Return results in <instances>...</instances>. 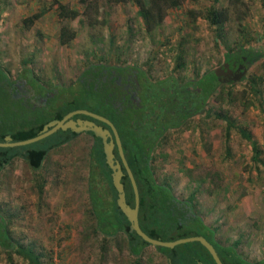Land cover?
Masks as SVG:
<instances>
[{
  "label": "rangeland",
  "instance_id": "rangeland-1",
  "mask_svg": "<svg viewBox=\"0 0 264 264\" xmlns=\"http://www.w3.org/2000/svg\"><path fill=\"white\" fill-rule=\"evenodd\" d=\"M211 1L181 0L159 26L147 28L135 0H0V65L14 76L27 66L48 86H68L98 62L142 66L153 79L173 72L188 79L221 66L224 48L259 46L263 56L249 65L247 76L259 77L264 104V0H221L228 16L219 37L205 16ZM40 10L44 14L26 28L22 20ZM63 29L71 33L64 41ZM179 52L185 66L175 70ZM239 80L233 104L211 101L208 121L194 117L187 129L170 131L155 151V171L178 197L197 191L205 222L218 227L223 242L239 239V253L255 261L264 257V106ZM218 112L234 118L255 139L256 160L250 142L235 129L227 154L226 123L214 115ZM91 143L92 137L81 133L51 151L38 174L21 159L1 174L0 208L12 217L9 229L34 245L43 264H136L122 233L104 244L92 231L86 191ZM207 175L210 182L199 184ZM11 259L0 249V264H26L17 255ZM138 263L167 264L150 246Z\"/></svg>",
  "mask_w": 264,
  "mask_h": 264
},
{
  "label": "trees",
  "instance_id": "trees-1",
  "mask_svg": "<svg viewBox=\"0 0 264 264\" xmlns=\"http://www.w3.org/2000/svg\"><path fill=\"white\" fill-rule=\"evenodd\" d=\"M135 3L140 7L141 16L149 28L151 25L159 26L166 11L180 6L181 0H135ZM44 12L40 10L25 17L22 20L24 26L30 28ZM205 16L211 25L216 26L218 37L221 36L222 26L228 16L227 7L222 6L221 0H212ZM69 35L71 33L63 29L60 36L64 41V37ZM224 49H227L223 52L224 62L244 57L246 72L239 81H244V85H248L258 95L259 104L264 106L257 84L259 77L247 76L249 65L262 58V48L242 45L235 50ZM184 66L182 54L179 52L174 69ZM150 74L144 67L131 63L98 62L89 64L68 86H48L40 82L27 66L14 76L9 69L0 65V142L34 137L39 134L43 125L59 120L73 110L85 109L104 116L117 129L124 156L135 178L139 192L138 220L146 234L163 241L201 235L213 245L223 264H264V257L255 261L244 258L238 251L239 239L231 243L220 240L218 227L207 224L198 210L197 191L186 198L178 197L170 185L158 179L155 171V151L170 131L187 129L194 117L208 121L212 116L209 106L211 101L233 104L236 101L234 86L239 82L221 79L216 76L215 69L201 75L196 73L188 79L181 78L175 72L158 79H153ZM214 115L226 123L227 154L231 155L228 141L231 130L235 129L243 140L250 142L256 160L259 151L251 134L236 124L231 116L220 112ZM77 117L91 119L85 115L74 118ZM94 121L108 127L100 121ZM87 134L92 137L87 153L88 212L92 231L101 235L104 244L122 233L136 264H139L138 260L144 249L149 246L161 253L167 264H216L208 250L197 241L173 248L159 247L145 242L134 231H129V221L116 203L117 191L112 183V171L105 161L102 141L92 132ZM80 135L81 133L77 134L69 129L58 130L32 144L0 147V180L1 174L15 159L27 162L38 174L51 151ZM113 152L115 159L120 161L116 148ZM122 170L124 176L121 182L126 203L133 207L132 186L123 166ZM215 175H218L217 172ZM208 177L209 175L199 178V184L210 182ZM38 181V191L42 195L43 178ZM11 219V215L0 208V249L10 260L13 255H17L26 264H43L42 254L34 245L25 244L12 235L9 229Z\"/></svg>",
  "mask_w": 264,
  "mask_h": 264
},
{
  "label": "water",
  "instance_id": "water-1",
  "mask_svg": "<svg viewBox=\"0 0 264 264\" xmlns=\"http://www.w3.org/2000/svg\"><path fill=\"white\" fill-rule=\"evenodd\" d=\"M243 60L244 57H241L240 62H242ZM245 72H246V68L242 69V71L239 74L235 75L231 79L233 81H237L245 74ZM222 73L227 74L225 64L215 69L216 76L220 77ZM76 115H85L91 119H83L79 117L74 118ZM94 120L100 121L106 124L108 127H103L102 125H98ZM68 129L77 134L92 132L94 136L99 137L101 139L103 145V152L105 155V161L112 171L111 172L112 183L117 191L116 203L120 208V210L123 212V214L126 216L127 220L129 221L130 232L134 231L145 242L153 246H159V247L173 248L176 245L197 241L208 250V252L212 256L216 264H223L213 245L201 235L178 238L172 241H163L160 239H155L150 237L141 229L138 220V211H139L138 187L135 178L133 176V173L124 156L121 140L117 132V129L115 128L113 123L106 117L85 109L73 110L65 114L61 119L53 120L43 125L38 135L18 141H12V139L10 140L7 139V141L0 142V147L12 148V147L32 144L52 135L58 130L65 131ZM114 148H116L117 150L120 161L115 159V154L113 152ZM122 166L132 186V190L134 194L133 207L129 206L126 203L124 186L121 182V178L124 176Z\"/></svg>",
  "mask_w": 264,
  "mask_h": 264
},
{
  "label": "flooded vegetation",
  "instance_id": "flooded-vegetation-1",
  "mask_svg": "<svg viewBox=\"0 0 264 264\" xmlns=\"http://www.w3.org/2000/svg\"><path fill=\"white\" fill-rule=\"evenodd\" d=\"M226 65V72L227 74L222 73L220 78L223 80H232L231 78L235 75L239 74L242 69L245 68L244 60L240 62L239 59L231 60L230 62H223L221 65Z\"/></svg>",
  "mask_w": 264,
  "mask_h": 264
}]
</instances>
